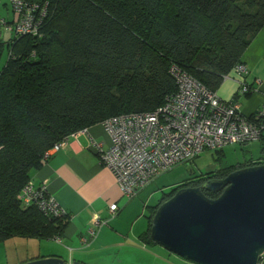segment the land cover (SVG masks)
<instances>
[{"label": "trees", "instance_id": "trees-1", "mask_svg": "<svg viewBox=\"0 0 264 264\" xmlns=\"http://www.w3.org/2000/svg\"><path fill=\"white\" fill-rule=\"evenodd\" d=\"M26 1L39 9L46 5L38 32L16 36L4 29L13 37L4 48L0 40V55L10 49L0 70V244L62 236L66 217L44 216L17 199L47 151L112 117L154 113L177 90L173 68L216 92L244 65L246 49L264 29V0ZM260 143L264 152V134ZM215 152L221 162L222 150ZM220 165L146 207L143 245L156 246L149 231L160 204L181 188L240 168Z\"/></svg>", "mask_w": 264, "mask_h": 264}, {"label": "built area", "instance_id": "built-area-1", "mask_svg": "<svg viewBox=\"0 0 264 264\" xmlns=\"http://www.w3.org/2000/svg\"><path fill=\"white\" fill-rule=\"evenodd\" d=\"M9 5L14 19L10 25L3 21L0 25L16 36L35 35L46 17V5L39 9L26 0H9ZM245 72V66L239 65L223 79H230L232 75L241 78ZM171 74L177 90L165 98L163 106L151 114L121 115L101 123L110 140L106 149L101 143L90 142L99 163L112 173L127 201L161 175L193 161L204 152L260 141L264 134V108L249 117L244 116L236 103L221 100L216 92L188 75L174 68ZM236 82L241 95L253 92L242 81ZM65 141L47 151L43 162L63 148ZM17 199L23 206H36L44 216L66 217V212L49 196L45 185L35 187L30 182ZM118 210L116 204L108 207L110 216ZM55 241L60 242L59 238Z\"/></svg>", "mask_w": 264, "mask_h": 264}, {"label": "crops", "instance_id": "crops-1", "mask_svg": "<svg viewBox=\"0 0 264 264\" xmlns=\"http://www.w3.org/2000/svg\"><path fill=\"white\" fill-rule=\"evenodd\" d=\"M9 39H11L10 36ZM254 46H256V51L253 50ZM242 61L246 72L241 78L232 75L230 79L223 80L216 91V95L221 100L236 103L240 113L249 117L264 108V29L250 43ZM236 80L242 81L251 87L253 92L249 96L241 95ZM92 140L101 143L105 149L110 145V140L102 126L97 124L66 138L64 147L52 153L43 162L42 167L30 175V182L35 187L45 185L49 196L66 212V226L59 239L60 242L65 241L67 243V246L71 249L69 250L70 253L80 249L79 243L84 247L89 245L92 247L97 243H139L145 249L153 248L143 245L144 242L139 240V237L147 231L149 225L142 233L134 234V228L137 225H139V231L143 230L139 218V205L141 202L137 201V205H134L139 219L132 226L130 232L128 233L127 229L121 230L122 220L128 209L132 207V201L139 194L127 202L112 173L99 163L97 155L90 148ZM258 143L261 147L260 141L240 145L241 147H248L249 145V152L247 149L246 153H250V158L248 157L249 161H246L245 164H238L237 166L242 168L254 162L264 164V152L261 148V156L257 161L252 155V151H256L253 146H258ZM225 148L222 149L223 157ZM112 204H116L119 208L114 216H110L108 212V207ZM146 207L142 202L143 214L147 209ZM96 218L99 222L98 225L95 224ZM92 232L94 233L93 236L91 235ZM73 255L72 253L71 257ZM51 256L62 257L58 256L57 253L45 254L27 261ZM75 261L83 264L91 263L85 258ZM72 262L74 260L66 264ZM259 264H264V255Z\"/></svg>", "mask_w": 264, "mask_h": 264}, {"label": "water", "instance_id": "water-1", "mask_svg": "<svg viewBox=\"0 0 264 264\" xmlns=\"http://www.w3.org/2000/svg\"><path fill=\"white\" fill-rule=\"evenodd\" d=\"M203 191L218 197L210 199ZM149 234L155 245L194 264H259L264 255V164L179 189L155 210ZM21 264L66 263L51 256Z\"/></svg>", "mask_w": 264, "mask_h": 264}, {"label": "rangeland", "instance_id": "rangeland-1", "mask_svg": "<svg viewBox=\"0 0 264 264\" xmlns=\"http://www.w3.org/2000/svg\"><path fill=\"white\" fill-rule=\"evenodd\" d=\"M0 21L11 23L12 12L10 10L9 0H0ZM2 37H0L1 43L4 45L13 35H9L4 31V27H0ZM6 33V34H5ZM258 41V40H257ZM256 51V46L253 48ZM10 49H4L1 52L0 57V70L5 66ZM256 151L253 152L255 161L258 160L260 155V144L253 146ZM249 145L246 146H228L223 150L224 157L221 158V162H217L218 156L215 151H208L202 153L188 164L176 166L168 173L163 174L156 180H154L147 188L139 193V196L132 201V207L128 209L120 225L121 230H128L130 232L132 226L140 218L143 230L139 231V225L134 228V234H140L148 227L149 210H142V202L147 207L152 208L157 205L159 199L178 186L190 181L193 177H197L200 174L217 170L223 166H237L238 164H245L249 161L250 153H246ZM249 157V158H248ZM137 201L141 202L139 205V215H137V209L134 205H137ZM128 202V201H127ZM63 240V239H62ZM81 246L80 249L74 250V254L71 257L69 250H71L65 241H37L27 240L20 238H13L0 244V264H21L28 259L37 258L38 256L45 254H58L62 256L65 263L71 260H79L85 258L90 264H194L183 260L159 246L153 248H143L139 243H97L90 247V245ZM57 257V256H56Z\"/></svg>", "mask_w": 264, "mask_h": 264}]
</instances>
